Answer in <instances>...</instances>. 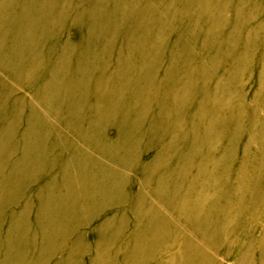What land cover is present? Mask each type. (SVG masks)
<instances>
[{"label": "rangeland", "instance_id": "rangeland-1", "mask_svg": "<svg viewBox=\"0 0 264 264\" xmlns=\"http://www.w3.org/2000/svg\"><path fill=\"white\" fill-rule=\"evenodd\" d=\"M73 4L57 0L51 22L62 23L85 8L78 2L71 11ZM130 4L136 10L142 2ZM144 6L164 36L154 80L141 97L156 120L142 126L124 171L129 199L81 229L74 248L58 246L70 226L79 224L77 208L56 199L62 174L51 177L47 165L41 169L39 160L27 158L29 150L50 144L49 135L27 127L25 114L10 118L13 101H38L35 88L27 89L36 68L10 78L11 101L0 103V264H264V0H144ZM134 27L128 15L120 30ZM107 54L114 69V53ZM48 74L42 71L37 85ZM108 79L98 91L102 99ZM48 114L60 122L55 129L66 132V155L75 153L84 121L65 124L64 109L49 108ZM63 161L57 157L48 164ZM21 175L38 181L27 183L10 203L7 191ZM42 197V215L51 223L47 241L35 218ZM124 207H130L126 214ZM53 224L60 229L55 235ZM69 237L74 244L79 234Z\"/></svg>", "mask_w": 264, "mask_h": 264}, {"label": "bare ground", "instance_id": "bare-ground-1", "mask_svg": "<svg viewBox=\"0 0 264 264\" xmlns=\"http://www.w3.org/2000/svg\"><path fill=\"white\" fill-rule=\"evenodd\" d=\"M132 1L69 0L70 4L74 3L71 11L77 8L78 2L85 8L62 23H52L57 0H0V103L11 101L14 88L10 78L21 79L36 68L27 89L35 88L31 92L38 101L28 96L13 101L10 118L25 114L27 127L49 135L50 144H42L35 152L29 150L27 158L39 160L37 165L41 169L47 165L45 168H50L51 177L62 174L63 190L59 188L56 199L78 210L79 224L70 226L72 232L62 237L58 245L61 248L67 243L74 248L83 235L81 229L95 219L106 217L108 208L129 199V179L123 174L136 154L142 126L156 120L147 115L148 103L141 97L150 89L156 63L164 49L163 27H156L157 18L148 15L151 12L145 10L144 0L136 10H130ZM226 10L227 7L223 12ZM128 15L134 16L135 27L130 32H122L120 29ZM121 40L124 44L118 46L117 41ZM108 52L114 53V69L108 65ZM137 60L140 61L137 63ZM42 71L49 73L48 77L37 85ZM107 79L110 80L107 95L102 99L98 91L102 81ZM190 96L188 94V98ZM49 108L64 109L61 118L65 124L84 121V137L77 139V150L69 156L66 155L67 144L61 147V137L66 132L55 129L60 122L58 118L50 121ZM93 108L90 113L85 112ZM80 116L83 118H78ZM96 131L98 136L92 138L90 134ZM9 139L13 140L14 135ZM57 157L64 161L50 166L48 163L56 162ZM11 176L12 173L9 181ZM31 181H38V177L21 175L15 188L8 189L6 199L15 202ZM40 201L35 218L43 228V240L47 241L45 230L51 223L47 224L48 220L42 215L44 198ZM131 205V210L123 208V214L136 207L134 202ZM110 220L106 219L105 227H110ZM59 230L57 225L51 227L53 235ZM77 233L79 237L72 244L69 236Z\"/></svg>", "mask_w": 264, "mask_h": 264}]
</instances>
